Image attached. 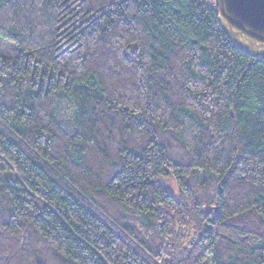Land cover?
Here are the masks:
<instances>
[{
    "label": "trees",
    "instance_id": "obj_1",
    "mask_svg": "<svg viewBox=\"0 0 264 264\" xmlns=\"http://www.w3.org/2000/svg\"><path fill=\"white\" fill-rule=\"evenodd\" d=\"M0 40V264H264V59L215 5L0 0Z\"/></svg>",
    "mask_w": 264,
    "mask_h": 264
},
{
    "label": "water",
    "instance_id": "obj_2",
    "mask_svg": "<svg viewBox=\"0 0 264 264\" xmlns=\"http://www.w3.org/2000/svg\"><path fill=\"white\" fill-rule=\"evenodd\" d=\"M229 42L242 53L264 59V0H214Z\"/></svg>",
    "mask_w": 264,
    "mask_h": 264
},
{
    "label": "rangeland",
    "instance_id": "obj_3",
    "mask_svg": "<svg viewBox=\"0 0 264 264\" xmlns=\"http://www.w3.org/2000/svg\"><path fill=\"white\" fill-rule=\"evenodd\" d=\"M210 3H212L213 5H215L214 0H208ZM0 52L3 54H9L10 56H14L15 55V49L13 47V45L3 42L0 40ZM172 193H176V189L173 185V187L171 186L170 188Z\"/></svg>",
    "mask_w": 264,
    "mask_h": 264
}]
</instances>
